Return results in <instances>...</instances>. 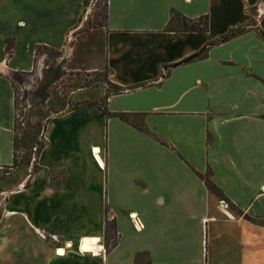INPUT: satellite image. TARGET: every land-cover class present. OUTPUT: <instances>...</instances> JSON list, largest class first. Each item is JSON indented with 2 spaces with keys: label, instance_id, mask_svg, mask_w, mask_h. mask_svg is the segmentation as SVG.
<instances>
[{
  "label": "crops",
  "instance_id": "crops-1",
  "mask_svg": "<svg viewBox=\"0 0 264 264\" xmlns=\"http://www.w3.org/2000/svg\"><path fill=\"white\" fill-rule=\"evenodd\" d=\"M106 8L108 79L124 91L47 119L38 170L5 192L16 196L1 206L14 221L0 224V264H264V0ZM84 10L0 0L1 165L14 163L9 71H32L39 46L63 49ZM173 12L207 17V31L170 29ZM120 112L145 113L144 128ZM85 238L99 248L82 250Z\"/></svg>",
  "mask_w": 264,
  "mask_h": 264
},
{
  "label": "rangeland",
  "instance_id": "rangeland-1",
  "mask_svg": "<svg viewBox=\"0 0 264 264\" xmlns=\"http://www.w3.org/2000/svg\"><path fill=\"white\" fill-rule=\"evenodd\" d=\"M106 6L107 0H85L80 26L68 37L65 47L55 49L39 46L32 73L24 75L21 82H15L18 95L15 133L20 142L23 137L18 123L22 117L25 118L27 125L39 127L38 122L45 124L49 117L47 115L68 110L77 103L99 102L101 107H105L106 99L101 94L104 90L106 92L110 90L109 68L105 61V31L101 28L106 19ZM7 45L9 50H6L5 60L11 56L12 41L8 40ZM14 72L10 70L9 76L11 77ZM43 75H45L44 79L41 78ZM74 93L90 97L92 100L73 99ZM98 96L101 97L100 101L96 100ZM67 100H70V103L63 106L62 102ZM42 143L45 144V139ZM27 152L30 153V149ZM31 156L33 158V155ZM31 156L26 155L27 158ZM30 168L33 172L37 170L38 160L34 162L32 159L30 164L24 162L11 170L7 167L0 168V224L14 221L10 218L4 219L2 214L1 206L5 200V192L17 189L14 187L16 180L27 172V174L32 173L29 171ZM7 196H10L11 202L16 195L9 193ZM114 236L115 231L111 230L108 235L110 243L113 242Z\"/></svg>",
  "mask_w": 264,
  "mask_h": 264
},
{
  "label": "trees",
  "instance_id": "trees-1",
  "mask_svg": "<svg viewBox=\"0 0 264 264\" xmlns=\"http://www.w3.org/2000/svg\"><path fill=\"white\" fill-rule=\"evenodd\" d=\"M169 28L172 30H195V31H203L204 32V31H207V29H208V19H207V17H204V16L200 17L198 19H190V18H187V17L181 15L179 12H173L172 18L169 22ZM237 32H238V30L231 32L230 34L226 35L224 38L227 39L228 37L236 34ZM11 47H12V45H11ZM6 50H9L8 45L6 46ZM31 73H32V71H22V70L15 71L14 74L11 76L14 87H15L16 81L21 82L23 80L24 75H28ZM109 84H110V90L104 96L105 99L107 98V96L110 93L117 94V93H121L124 91V88H121V87L117 86L116 84H114L110 81H109ZM15 95H16V108H17V106H18V95H17L16 88H15ZM69 101L70 100H67L64 103L62 102V105L65 106V104L70 103ZM82 106H96V107L101 108L99 102L77 103L72 108L74 109V108H79ZM103 112H105L106 114H109V112L106 109H103ZM118 115L122 119L130 122L131 124H133L135 126H138L139 128H144V126H145V121H144L145 113H142V112H120V113H118ZM47 116H49L47 118V119H49L52 115H47ZM16 122H17V112H16V119H15V127H16ZM38 124H39V127H36L35 125H32V124L27 125L25 118L24 117L21 118V121L18 123V125L20 127V130H22L23 139L20 142L18 137H17V134L16 133L14 134V163L10 166H6L7 168L14 169L16 167H19L24 162L30 164V162H32V159H33L31 155H33V157L36 156V159L34 160V162L38 160L41 151L45 147V144L42 143L43 139H45V138H40V134L43 131L42 128L43 127L45 128L46 123L43 124L42 122L39 121ZM41 129H42V131H41ZM28 149H30V153L27 152ZM28 154H30V156H31L30 158L26 157V155H28ZM33 165H34V163H33ZM32 170H31V172L33 173ZM205 179H206V182H207V185L209 186V188L213 192L219 193V188L212 181V179L210 177V173H207V175L205 176ZM111 230L115 231V236L113 238L112 243H116L117 242V231L115 228V223L113 220H108L107 224H106V234L109 235ZM108 235H107V239H106V245L107 246L112 244V243H110V237H108Z\"/></svg>",
  "mask_w": 264,
  "mask_h": 264
},
{
  "label": "bare ground",
  "instance_id": "bare-ground-1",
  "mask_svg": "<svg viewBox=\"0 0 264 264\" xmlns=\"http://www.w3.org/2000/svg\"><path fill=\"white\" fill-rule=\"evenodd\" d=\"M98 148H96V152H98ZM99 248L97 246V240L96 238H85L82 243V250L84 251H92Z\"/></svg>",
  "mask_w": 264,
  "mask_h": 264
},
{
  "label": "built area",
  "instance_id": "built-area-1",
  "mask_svg": "<svg viewBox=\"0 0 264 264\" xmlns=\"http://www.w3.org/2000/svg\"><path fill=\"white\" fill-rule=\"evenodd\" d=\"M40 138H45V128H44L43 131L41 132V134H40ZM98 150L101 151L100 148H98ZM35 159H36V156L33 157V161H34ZM5 167H6V166H5ZM5 167L0 165V168H1V169H4ZM8 169L11 170V168H8ZM31 170H32V168H30L29 171L31 172Z\"/></svg>",
  "mask_w": 264,
  "mask_h": 264
}]
</instances>
